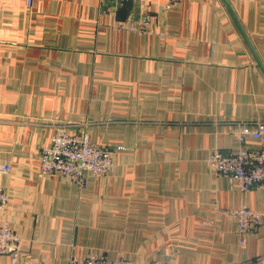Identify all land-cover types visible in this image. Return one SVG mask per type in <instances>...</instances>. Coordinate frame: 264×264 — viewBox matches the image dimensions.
Instances as JSON below:
<instances>
[{
  "label": "crops",
  "instance_id": "crops-1",
  "mask_svg": "<svg viewBox=\"0 0 264 264\" xmlns=\"http://www.w3.org/2000/svg\"><path fill=\"white\" fill-rule=\"evenodd\" d=\"M169 1L0 0V224L22 240L15 264H264V226L241 246L224 213L264 220V190L206 164L264 123V75L222 0ZM228 2L264 66V0ZM64 125L112 154L83 189L40 168Z\"/></svg>",
  "mask_w": 264,
  "mask_h": 264
},
{
  "label": "built area",
  "instance_id": "built-area-1",
  "mask_svg": "<svg viewBox=\"0 0 264 264\" xmlns=\"http://www.w3.org/2000/svg\"><path fill=\"white\" fill-rule=\"evenodd\" d=\"M177 0H170L167 9L174 7ZM33 0H28L32 5ZM144 28H141L143 30ZM70 129H68V128ZM238 140L243 146L238 152L224 154L213 150L206 164L210 170L234 182L240 190L248 192L253 188L264 190V123L254 126L244 124L237 132ZM251 138L260 144L257 148L244 147ZM41 170L51 176H62L70 184L83 189L87 186L88 177H103L113 168L112 154L109 149L94 143L86 132L78 133L72 125L56 128L51 137L50 145L43 148L41 153ZM1 172H9V166H0ZM8 206L6 192L0 187V211ZM223 212V210H218ZM225 214L236 219L239 244H246V236L264 226L263 214L247 207L230 209ZM22 240L12 230L8 222L0 224V256H8L15 264L21 253ZM68 264H134L120 256L116 259L99 257L93 252L83 257H74ZM149 264H175L172 261H155Z\"/></svg>",
  "mask_w": 264,
  "mask_h": 264
},
{
  "label": "water",
  "instance_id": "water-1",
  "mask_svg": "<svg viewBox=\"0 0 264 264\" xmlns=\"http://www.w3.org/2000/svg\"><path fill=\"white\" fill-rule=\"evenodd\" d=\"M222 2H223V4H224V6L226 7L227 11L229 12V14H230V16H231L233 22L235 23V25H236L238 31H239L240 34H241L243 40L245 41L246 45L248 46V48H249V50H250V52H251V54H252V56H253V58H254L256 64H257V67L261 70V72H262L263 75H264V66H263V64H262V62H261L259 56H258L257 53L255 52V50H254V48H253V46H252V44H251V42H250L248 36L246 35L244 29L242 28L240 22L238 21L237 17L235 16V14H234V12H233V10H232V8H231V6H230L228 0H222Z\"/></svg>",
  "mask_w": 264,
  "mask_h": 264
},
{
  "label": "rangeland",
  "instance_id": "rangeland-1",
  "mask_svg": "<svg viewBox=\"0 0 264 264\" xmlns=\"http://www.w3.org/2000/svg\"><path fill=\"white\" fill-rule=\"evenodd\" d=\"M59 127V126H58ZM97 144V143H96ZM120 257V256H119Z\"/></svg>",
  "mask_w": 264,
  "mask_h": 264
}]
</instances>
